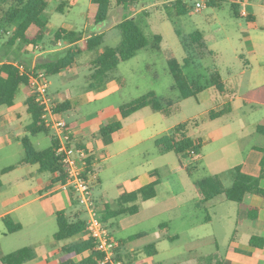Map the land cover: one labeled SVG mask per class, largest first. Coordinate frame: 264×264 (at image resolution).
Returning a JSON list of instances; mask_svg holds the SVG:
<instances>
[{
  "label": "rangeland",
  "instance_id": "1",
  "mask_svg": "<svg viewBox=\"0 0 264 264\" xmlns=\"http://www.w3.org/2000/svg\"><path fill=\"white\" fill-rule=\"evenodd\" d=\"M62 1L64 0H50L44 15L48 20L47 36L38 50L28 48L29 53H20L16 48H5L11 33L0 34V61H18L25 66L30 61L33 67L34 62L37 64L46 60L41 58L42 53L46 51L50 57H47L48 59H57V57L63 56L65 45H53L55 31L60 27L76 30L84 33L87 37L106 33L101 50L105 47H115L120 43L121 32L114 25L120 23L126 13L135 17L136 13L133 12V9L148 13L149 17L143 18L145 33L148 35L155 33L163 37L162 51H142L130 61L121 63L114 72V76L124 82L122 88L118 87L113 92H109L108 97L104 99L99 97L100 92L97 90L83 91L89 84L86 76L90 73L84 63L94 56L92 53L85 52L78 57V67L74 70L79 72V75L73 80L77 83L78 90L75 87L71 88L72 84L63 86L61 91L65 94V99L71 98L77 91L78 93L82 92L83 98L79 99L77 106L83 116L108 108V123H110L117 118L116 114L122 104L149 92H155L158 96L172 95L171 87L174 81L167 65L169 57L176 58L180 62L184 73L190 80L197 81L200 86L205 87L204 92L196 97L197 99L192 98L176 105L170 109L171 112L166 117L160 113H153L147 108L140 115L128 120L125 127L115 137L109 139L112 146L108 149V159H104L100 163L102 184H95L93 189L97 198L106 193L110 207L117 208L121 195L140 186L161 180V183L156 187L157 197L155 199L145 202L140 199L136 203L142 213L136 221L137 223L130 225L122 232L116 223L132 218V215H123L114 219L113 225H111L112 221L108 222V227L116 240H127L133 235L143 236L135 241V245L133 244V247H138V249L143 243H157L159 251L157 256L149 257L141 251L137 254L135 264H198L197 262L208 264V257L217 251L214 238L220 247L219 254L225 256L230 244V235L232 234L230 229L231 226L234 227L238 204L228 201L225 196H219L208 204L207 208L197 207L201 199L197 182L206 177L218 175L222 179L224 188L231 185L233 179L228 169L241 162L243 153L248 150L250 145L256 141L259 143L263 139L257 135L256 125L264 117V106L251 108V105H243L242 98L238 97L240 88L232 87L238 81L229 79L227 89L234 93L233 97L236 101L231 103L234 108L233 114H237V119L227 123L229 120L227 117L219 123L211 125L208 122V111L225 98L210 85V73L213 67H216L217 69L229 68L237 74L239 64H242L243 61L240 62L236 55L241 52L245 54V58L249 59L253 67L250 89L255 85L264 84V30L261 29H264V8L262 7L264 0H246L248 3L258 5V8L263 12L262 15L258 14L256 32V41L261 48L263 60H256L249 55V43L246 42L243 35L244 32L251 34L247 30V22L235 18L231 5L228 3L221 9L207 6L197 13L195 11L196 0H184L188 1L191 11L186 15H178L175 5L177 0H144L131 10L113 11L108 20L102 24L89 25L87 13L93 9L90 0H68L69 3L65 7L62 6L63 12L55 11ZM240 23L243 24V27H240ZM117 31L119 35H117ZM196 31L203 33L205 44L214 55L208 54L203 58L198 56L199 58L195 59L193 51L185 49L182 39ZM23 56H27L28 62L25 60L27 63L22 60ZM187 57L193 58V63L191 62L189 66L185 65ZM223 77L225 79L227 76L223 74ZM249 78L250 74L246 76V80ZM49 81L52 82L50 92L58 94L60 76H51ZM253 85L254 87H252ZM116 86L119 85L116 83ZM107 88L108 90L114 88L111 82ZM29 89V87L22 86V93L17 97V109L12 111L15 113L16 125L13 124L0 131V137L6 139V141L0 140V173L4 168L16 165L24 156L23 147L17 140L15 128L31 122V116L27 113L25 105ZM88 92L94 96L91 103L86 101L89 96ZM236 95L238 96L236 97ZM11 110L3 107L0 108V113ZM17 114L21 115V120L17 119ZM105 119L106 117H103L104 121H106ZM189 119L191 120L189 135L191 137L202 136L207 141L201 155L183 158L174 152L161 153L160 148L155 144L156 140L169 134L176 126ZM196 123H200V126L203 123L205 125L198 129ZM224 128L231 129V131L220 135ZM244 128L245 132L243 133L242 129ZM238 130L242 132L238 133ZM136 131L138 135L134 133ZM25 135L29 136L27 133ZM51 136L52 134L41 133L31 136L30 139L38 150H45L51 145ZM136 142H138L137 145H135ZM240 147L243 149L242 153L239 151ZM156 208L162 209L158 211ZM208 215L212 216V222L203 225L202 223ZM83 218H87L85 214ZM169 221L170 225L166 229L168 235L178 234L179 239L173 241L162 239L158 242L154 231H158L161 223ZM191 227L193 228L190 229ZM27 231L28 229L19 235H8L1 240V245H4L7 239L23 236ZM145 233L148 234L145 235ZM208 237L210 238L208 239ZM196 238L204 239L199 241ZM10 247L8 246V248ZM4 250L6 251V248Z\"/></svg>",
  "mask_w": 264,
  "mask_h": 264
},
{
  "label": "trees",
  "instance_id": "2",
  "mask_svg": "<svg viewBox=\"0 0 264 264\" xmlns=\"http://www.w3.org/2000/svg\"><path fill=\"white\" fill-rule=\"evenodd\" d=\"M143 1L144 0H92L95 11L88 20L93 25L102 24L108 20L114 9L121 8L128 11L134 6L141 4ZM49 3L50 0H0V34L11 33L5 44V48H16L20 53H29L28 48L35 49L36 46L45 41L48 20L45 19L44 15L49 7ZM226 3L231 5L233 16L239 18V4L235 3L233 0H207V6L214 9H221ZM62 5L65 7L66 3L63 2ZM175 5L178 15H186L191 11L188 1L177 0ZM60 10L62 9L60 8ZM147 17H149V14L146 12H141L134 18L126 13L123 20L118 25L121 32L120 43L115 47H105L103 50H101L104 41V35L102 33L95 34L83 40V33L60 27L55 31L53 45L57 46L59 41L64 42L65 50H63V56L57 57V59L54 58L55 60L39 62L34 67L31 66L30 61H27V56H23L21 57L22 60H26L28 63L25 61L27 66L24 64L22 65L26 67L27 73L44 71L48 77H51L59 75L71 66L77 64L78 57L85 52H89L94 55L84 65L90 71L87 76V80L90 84L89 89L102 88L113 80H116L120 88H122L124 82L114 76V72L121 63L130 61L142 51H162L163 37L155 33H151V35L145 33L143 18ZM182 42L185 49L193 51L195 59L206 57L208 54L214 55L206 46L201 31H196L188 37L183 38ZM28 60L30 59L28 58ZM192 60L193 58L187 57L185 59V65L189 66L191 62L193 63ZM0 63V108H10L14 106L16 98L21 93L22 86L29 87L32 93L27 100V108L31 115L32 122L28 126L29 136L22 138L24 158L21 164H39L42 173H50L57 176L54 183H63L66 180L65 166L61 158L56 154L57 141L54 136H51V146L45 150H38L30 139L31 136H37L41 133L50 134L51 132L45 127L42 121V111L35 101V95L31 88L29 76L27 74H21L20 70L12 64L14 63L13 61L6 62L1 60ZM19 64L21 63L19 62ZM167 65L169 73L174 81L171 87L172 95L158 96L155 92H149L142 97L122 104L119 106L122 119L108 126L101 127L96 134L97 137H109L120 131L123 128L124 119L131 117L145 108H150L155 113H162L168 116L171 112L170 109L175 105L186 99L197 97L204 91L205 87L200 86L197 81L190 80L184 73L183 66L176 58L169 57ZM210 85L220 92L224 91V84L221 76L214 68L210 73ZM260 91L264 94V88ZM57 112L66 115L73 113L79 116V113L70 101L59 102ZM231 112L232 105L231 103H227L219 111H211L209 118L211 120H216ZM68 123V129L73 131L74 128L82 126L86 121L76 118ZM189 126L190 122L181 123L169 134L158 138L155 144L160 148L161 153L174 152L183 158L201 155L203 150L202 140H195L189 135ZM256 133L264 139V119L258 123ZM77 142L80 147L86 149L83 141L81 142L77 139ZM256 148L263 153L259 177L247 175L242 172L241 167H237L234 170V182L228 188H224L223 182L219 176L206 177L197 182L202 197L197 206L207 208L208 204L219 196H225L228 201L237 203L239 207L247 206L248 201L253 196L264 198V146H258ZM88 163L89 171L98 173L97 169L92 167L91 158ZM15 168L16 166L8 167L4 169V172H10ZM159 182L160 181L157 180L136 191L123 194L118 200L117 209H112L109 203H106L104 205L105 212L101 216L102 221L108 225V222L113 219L123 215H134L138 213L139 207L137 205H129L136 203L140 198L144 201L155 198L157 195L156 187ZM259 212V208L250 207V219H258ZM83 214L84 212L81 211L73 218L68 216L65 211H59L56 214L58 231L55 233L54 238L57 241H62L77 235H82L83 238H81V240L64 248L63 251L69 254H81L85 251H90V256L79 264H99L98 260L101 258V254L95 250L94 241L88 235L86 220L83 219ZM6 226L10 233H16L21 229L20 225L13 223L11 220H6ZM168 227L169 224L167 222L161 225L164 238L169 241L177 239V236L168 235L166 231ZM136 238L137 237L131 238L130 241ZM250 244L253 247L263 248L264 238L255 236L251 239ZM145 251L148 256L157 255L155 244L148 245ZM35 256L36 253L33 248L25 247L6 255L2 258V262L4 264H25L33 260ZM208 262V264H224V261L218 255L211 257ZM65 264L74 263L69 261Z\"/></svg>",
  "mask_w": 264,
  "mask_h": 264
},
{
  "label": "crops",
  "instance_id": "3",
  "mask_svg": "<svg viewBox=\"0 0 264 264\" xmlns=\"http://www.w3.org/2000/svg\"><path fill=\"white\" fill-rule=\"evenodd\" d=\"M90 1H91L92 6H93V9H90L87 13V22L89 25L92 23L88 19L90 18L92 13L95 11V6L92 3V0H90ZM233 1H235V0H233ZM63 2H65L66 4L69 3L68 0L62 1L59 4L58 8L55 9V11L63 12V9H64L62 7ZM258 7L259 6L256 4L253 5L251 3H248L246 0H243V2L239 4L240 15H239V18H237V19L246 20L247 30H249V33L251 32V34H246L245 32L243 33L244 38L246 39V42L249 43V46H248L249 55L253 56L256 60H263V58L261 56V48L257 44V41H256V38H257L256 32L258 29V25H257L258 24V14L259 13L261 15L263 14V12ZM262 7L264 8V5ZM60 8L62 10H60ZM118 10L121 11V8L114 9L113 11L116 12ZM243 11H246L248 13V16H243L242 15ZM133 12H135L137 15V14L144 12V11L139 12V11H135L133 9ZM118 25H119V23L114 25V26H116V29H119ZM240 27H243V24L240 23ZM261 29H262V31L264 30L263 28H261ZM69 30H72V29H69ZM103 35L105 37L106 33H104ZM117 35H119L118 31H117ZM90 37H87L83 33V40H86ZM46 52L48 53V51H46ZM46 52L42 53L43 56H41V58L46 59L44 61H50V60L54 59V58L48 59L50 57L48 56V54ZM42 54H39V55H42ZM216 54L218 55V52ZM236 56L240 62L243 61L242 64H239V69H237V71H238L237 74H235L234 70H229V68L217 69L216 67H213L214 70L218 71L220 76H221L222 82L224 84V91L220 92L215 87L214 88L220 94H223V97L225 99H223L222 102L218 103L212 109H210L208 111V116H209L211 111H219L225 104L231 103V102L234 103L236 101L233 97L234 93H231L230 89H227V84L229 82V79L238 81L237 84L236 85L233 84L232 87L236 86L237 88H240V94H239V96L236 95V97L238 96L239 98H242L243 105H251V108H256L255 106H264V94L261 93V91H260L262 88H264V84L255 85V87L253 85L252 87H254V88L250 89V86L252 85L251 84V82H252L251 71L253 70L252 64L250 63L249 59L245 58V54L239 52V53H237ZM44 61H41V62H44ZM261 62H263V61H261ZM86 63L87 62H85L84 65ZM35 65H36V62H34L33 67ZM76 67H78V63L71 66L66 71H64L58 75V76H60V79H61V81L59 82L60 91H58V94H52V93L51 94L56 98L58 103L70 101L72 103V105L74 106V108L79 113V116H76L73 113L67 114V115L62 114L63 116H65L67 118L68 122H70L76 118L84 119L86 121V123L82 124V126H78V127L74 128L73 132L76 136V139H78L81 142L83 141V143L85 144V148L89 151V153L91 155L90 158H91L92 167L97 169V171H98L99 180H98L97 184L100 185V184H102V179L100 176V163L104 159H106V160L108 159V149H110L112 146V143L109 142V139L111 137H115L125 127V124L128 120L132 119L135 116L140 115L144 109L135 113L131 117L124 119L123 120V128L120 131L112 134L109 137H105V138L97 137L96 134L98 133V131L100 130L101 127L108 126L109 124H111L115 121H119L122 118H121L120 112L118 111V113L116 114L117 118H115L110 123H108V108L101 109L98 112L93 113L91 115L89 114V115L83 116L81 111H79V108L77 106L79 99L83 98L81 96L82 92L78 93V91H77V93L72 95L71 98L65 99V94L62 93L63 91H61L63 86H67V85L71 86L73 84L71 86V88L75 87L77 89V86H76L77 83L75 81H74L75 83L73 82V80L79 75V72L74 71V70H76ZM223 74H225L227 76L225 79L223 77ZM249 74H250V78L248 80H246V76H248ZM86 80H87V76H86ZM87 82H88V80H87ZM114 82H116L117 85H119L116 80L111 81L114 88L110 89V90H108V88H107L108 84H110V82H109L106 84L105 87H102L100 89H89L90 84H88L83 89V91L86 92L88 90L89 91H93V90L96 91L97 90V92H100L99 97L104 99V98L108 97L109 92L111 93L116 88H118V87L120 88V86H116V83H114ZM232 90H234V88H232ZM203 92H201L200 94H202ZM31 94H32L31 90L29 89L27 99L25 101L26 106H27V100L31 96ZM88 95L89 96H87L86 101L91 103L94 100V96L90 95V92H88ZM193 98H196V97H193ZM189 99H192V98H189ZM189 99H186L184 101H188ZM16 101H17V98H16ZM182 102H180L179 104H181ZM232 103H231L232 112L230 114L223 116L221 118H218L216 120H211L209 118L208 122L211 123V125H212L213 123H219L220 121L226 119L227 117H228L227 119H229V120H227V123H230L232 120L237 119V114H233L234 108H233ZM9 109H12V110L0 113V131H3V129H5V127H8V126L11 127V125L15 124V118H14L15 113H13L12 111H14V109H17L16 103L14 106L10 107ZM145 109H147V108H145ZM148 109H150V108H148ZM27 113H29L28 108H27ZM153 113H155V112H153ZM160 114H162V113H160ZM162 115L164 117H166L164 114H162ZM103 117H106V119H105L106 121L103 120ZM17 119L18 120L22 119L20 114H17ZM262 119H264V117ZM31 122H32V118H31ZM31 122L27 125H24V126H22L21 123H19L21 126H17L15 128L16 133H17V140L21 143V145H22V138L28 136V135H25L26 133L29 134L28 133V126L31 124ZM185 122H190V124H191L190 119L188 121H185ZM185 122H183V123H185ZM258 123H257V125H258ZM195 125L198 129H200V128H202V125H205V124L203 123L200 126V123H196ZM257 125H256V128H257ZM229 131H231V129L229 130L228 128L227 129L224 128L221 130L220 135H222L224 132L226 134ZM242 131L244 133L245 128L242 129ZM242 131L238 130V133L242 132ZM134 133L137 134V131ZM253 135L251 136V138L253 137ZM192 138H194L195 140L201 139L202 143H203V148L207 143L206 139H204V137H202V136L192 137ZM0 140L6 141V139H3L1 137H0ZM239 141H242V140L239 139ZM260 141L263 144L261 142L258 143L256 141V143L250 145L248 150L245 153H243L241 162H239L237 165H234L233 167H230L228 169L231 172L230 174L232 175V179H233L231 182V185L234 182V170L237 167H241L242 172L247 174V175H250L253 177H259L260 176V171H261L260 164H261V161L263 158V153L261 151H259L256 147L264 146V139H261ZM137 143L138 142H136L135 145H137ZM22 147H23V145H22ZM242 150H243L242 147H240L239 151L241 153L243 152ZM23 152H24V148H23ZM23 158H24V156L16 165H12V166H16V168L14 170L5 173L4 169H6V168H4L0 173V182H1V187H0V264H4L2 262L3 257H5L6 255L11 254V253H13L19 249L25 248V247L33 248L35 253H36L35 258L33 260L25 263V264H65L69 261L73 262L74 264L81 263L87 257L90 256V253H91L90 251H85L81 254H73V253L69 254V253L64 252L63 250H64V248H66V247L74 244L75 242H78L79 240H81V238H83V236L77 235L75 237H72V238H69L66 240L57 241V240H55L54 235L58 231V223H57V219H56V214L59 211H65L68 216L74 218L77 214H79L81 211H83L82 206H80L79 202L77 201V199L74 197V195L72 193L59 189L60 184L54 183V181L57 177L56 175H53L50 173H42L40 171V165L39 164H27V165L21 164ZM159 181H160L159 182V184H160L161 180L159 179ZM263 184H264V182H263ZM143 186H145V185H143ZM143 186H140L133 191H136ZM130 192H132V191H130ZM156 197H157V195H156ZM94 198H95V203H96V206L98 208L99 214H100V216H102L105 212L104 205L106 203L108 204L106 193L104 195H102L100 198H97L94 194ZM155 198H153V199H155ZM153 199H151V200H153ZM141 200L144 201L143 199H141ZM200 201H201V199H200ZM136 203L130 204L129 206L136 205ZM250 207H257L260 209L258 219H256V220L250 219V217H249V208ZM117 208H112V209H117ZM168 208L170 209L171 207H168ZM156 209H158V211H160L162 208H156ZM141 214L142 213L139 210L138 213L132 215V218L122 220L116 224L118 225V228H120V230L123 232L130 225L137 223L136 221L138 220V218H140ZM83 217H84V214H83ZM6 220H11L13 223L20 225L21 229L16 233H10L8 231L7 226H6ZM113 220H111L112 221L111 225H113V223H115V221H113ZM234 220H235L234 227L231 226V229H230V231H232V234L230 235V244L227 247V254L225 256L219 254V248L220 247L218 245V241L214 238V240H215L214 242L216 244V250L217 251L213 255L208 257V261L210 260L211 257L218 255L219 257L222 258V260L224 261V264H264V260H263L264 247L263 248H257V247L251 246V244H250L251 239L255 236H259V237L264 238V198H262L260 196H253L248 201L247 206H244V207L238 206L236 219H234ZM210 222H212V216L208 215L202 224L205 225V224H208ZM164 223H166V222H163L159 225V229H157L158 231H154L155 237H156V239H158V242H160L162 239H165L164 234L162 233V230H161V225ZM167 223L170 225V221ZM106 226H108V225H106ZM192 228L193 227H191L190 229H192ZM26 229H28V231L23 236H18V238H13V239H7V241L4 244V245H6V247H4V248H6V251H5L3 248L4 245H1V240L8 237V235H19V233L24 232ZM147 234L148 233H145V235H147ZM173 236H177V240L179 239L178 234L173 235ZM134 237H137V238L133 241H130V239L134 238ZM140 237H143V236L133 235V237L130 236V238L127 240L118 239V241L120 242V246L118 248L119 258L123 262H125L126 264H135V260L137 259V254L141 251L146 253L145 248L148 245L155 244L156 248H157L156 242L143 243V245L140 247V249H138V247H133V244L135 243V241L137 239H139ZM210 237H208V239ZM196 239H198L200 241V240H203L204 238H201V239L196 238ZM8 246H11V247L8 248ZM9 249H11V250H9ZM158 253H159V251L157 248V255H158ZM146 255H147V253H146ZM157 255H155V256H157ZM149 257H153V256H149ZM197 263L200 264L199 262H197Z\"/></svg>",
  "mask_w": 264,
  "mask_h": 264
},
{
  "label": "built area",
  "instance_id": "4",
  "mask_svg": "<svg viewBox=\"0 0 264 264\" xmlns=\"http://www.w3.org/2000/svg\"><path fill=\"white\" fill-rule=\"evenodd\" d=\"M242 3L243 0H235ZM207 7V0H196L195 11L201 12ZM243 16H248L246 11ZM58 45H63L59 41ZM40 46H36L38 50ZM21 74H27L30 78L31 88L35 95V101L42 111V121L57 141L56 154L65 166L66 180L60 183L59 189L68 191L74 195L86 215V230L94 241L95 250L101 254L99 264H126L119 258V242L115 239L110 229L102 221L94 198V185L98 183L97 172L89 171L90 153L78 145L73 131L68 129V120L57 112L58 102L50 92L51 82L44 71L27 73L26 67L19 62L12 63Z\"/></svg>",
  "mask_w": 264,
  "mask_h": 264
}]
</instances>
